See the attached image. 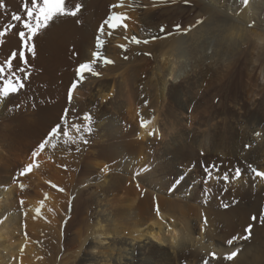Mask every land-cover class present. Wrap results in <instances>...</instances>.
Returning <instances> with one entry per match:
<instances>
[{"label": "bare ground", "instance_id": "1", "mask_svg": "<svg viewBox=\"0 0 264 264\" xmlns=\"http://www.w3.org/2000/svg\"><path fill=\"white\" fill-rule=\"evenodd\" d=\"M25 3L30 6V0H0V31L7 32L1 38V51L10 53L0 58L5 68L0 83L23 76L27 89L17 96L28 99L31 91L41 101L38 112L7 124L8 131L0 129V186L9 188L0 189L2 264H40L44 255L42 264H53L61 252L71 264H170L172 258L187 264L204 259L208 264H226L224 256L237 250L230 264H252L257 255L264 263L261 231L243 239L245 245L240 249L237 240L242 238L232 246L226 244L233 236L242 237L251 216L263 207V180L248 169L231 186L211 183L205 191L202 184L194 186L191 174L185 176L183 169L191 167L203 177L212 163L218 172L233 171L234 175L239 166L253 163L264 172V84L257 83L264 73V0H247V4L243 0H85V7L75 16L53 19L40 30L28 42L34 51L25 53L27 64L17 58L10 73L8 58L13 51L23 50L18 35L22 24L13 21L12 15L24 17ZM111 5L122 6L109 13ZM113 12L128 17L116 29L105 24ZM133 36L141 43L133 42ZM97 50L103 59L95 64L105 60L113 64L104 66V78L84 73L92 76L86 109L98 103L96 95L108 100L95 106L88 145L80 133L76 136L72 131L74 122H70L33 159L30 151L38 148L50 127L60 123L67 93L76 81L69 53H80L81 64L93 62L91 55ZM16 67L26 71L17 72ZM63 81L67 82L64 91ZM188 112L191 121L198 118L199 127L206 125L203 136L184 132ZM141 117L151 121L147 128H141ZM39 124L51 125L38 131V141L31 148H19L18 138ZM153 130L156 136L160 131V140L149 139L148 132ZM199 149L206 152V158L198 155ZM12 160L19 162L16 171L30 163L36 165L18 177L19 191L24 193L19 198L13 184L16 171L13 175L6 172ZM60 164L76 168L69 178V188L75 191L71 210L68 199L64 202L47 193L41 202L28 189L36 192L46 181L44 174L59 173ZM97 167L104 170L101 177L94 173ZM135 172L142 183L138 189L129 182L135 178L129 174ZM175 181L171 195L168 189ZM85 183L87 187L80 188ZM191 185L194 192L188 193ZM233 195V200L222 202ZM20 198H24V217L17 209ZM218 202L231 207L223 210ZM41 226H47L49 233L40 234ZM42 242L44 249L55 254L51 263L46 261L49 252L41 249Z\"/></svg>", "mask_w": 264, "mask_h": 264}, {"label": "rangeland", "instance_id": "2", "mask_svg": "<svg viewBox=\"0 0 264 264\" xmlns=\"http://www.w3.org/2000/svg\"><path fill=\"white\" fill-rule=\"evenodd\" d=\"M85 1V0H84ZM84 1L83 0H80V1H77V0H69V2H68V7H67V9L68 10H71V11H75V9H76V5H79L80 4V2H81V4H80V8H79V11L80 10H83V8L85 7V4L86 3H84ZM78 4H77V3ZM67 4V3H66ZM112 6V5H111ZM112 9H114L113 7H110V9H109V13H111V10ZM133 12V11H132ZM133 13H135V12H133ZM191 14H194V12H191ZM64 16H68V15H61V16H57V17H55L54 19H62ZM106 18V17H105ZM104 18V19H105ZM101 21H103V20H100V23H101ZM16 22V21H15ZM13 29H15V30H18V28H16V27H14ZM26 31V30H25ZM0 32H2V31H0ZM5 34L7 33V32H4ZM100 34L98 33V35H97V37H96V39H98V36H99ZM2 37H4V35L3 36H0V42H2L1 41V38ZM96 44H97V42H96ZM2 45L0 44V58H4V59H6L7 58V55L9 56L10 55V53H6V54H3V52L1 51V47ZM208 51H209V53H211L212 52V49H208ZM2 52V53H1ZM96 52V51H95ZM94 53V52H93ZM93 53H92V55H91V57L93 56ZM19 54V53H18ZM18 54H17V56H18ZM75 54H76V56H75ZM78 54H80V53H73L72 55L69 53V55H70V58H67L70 62H73L72 64V66L70 67V71L72 72V73H75L76 72V69L78 68V66H75L76 65V63L77 64H79L80 62H81V55H79L78 56ZM5 56V57H4ZM127 57V56H126ZM18 58V57H17ZM17 58L16 59H12V56H10V58H8V59H11L12 60V64H14V62H16V60H17ZM88 58V57H87ZM89 59V58H88ZM121 59H123V60H128L127 58H125V57H122ZM80 60V61H79ZM89 61V60H88ZM87 61V62H88ZM101 61V60H100ZM99 61V62H100ZM112 61V60H111ZM79 62V63H78ZM99 62H97L96 64L95 63H93L92 61H89V63H93V68H94V72H96V73H98V75H95L97 78H104V76H103V74L104 73H106V72H104V66L106 65H111V64H113V63H106L105 61H104V64H103V62L101 63V64H99ZM3 63V64H2ZM2 63H0L1 65H4V62H2ZM74 66V67H73ZM74 70V71H73ZM104 72V73H103ZM75 75H76V73H75ZM85 75V74H84ZM83 75V78L82 79H79L78 80V78H77V76H76V81H75V83L77 84V87L75 88V89H72L71 90V88H70V90H69V92L71 91V97L69 96V92L67 93V96H66V106L63 108V110H62V116H60V123L58 122V124H60L61 125V128L63 127V124H64V126H65V123L62 121V117H64L65 115H66V125H68L70 122H74V123H80V125H81V132L82 133H76L75 131H76V129H74V128H72V131L73 132H75V134H76V136H77V134H79L78 136L81 138V135L83 136V141L82 142H84V140L86 139L87 140V143H83V144H87L88 145V142H89V133H86L85 134V132H83V126L87 123L86 121H84L82 118H83V116H84V114L85 113H88V114H90L92 117V119L94 120V116H95V106L98 104V106L100 105H104V104H106L107 102H108V100H105V101H103V99L101 98V97H99V95H96V97L94 98V99H97V102L98 103H96V104H93V107L92 108H87L86 109V101L89 99V96H88V90H87V88H89L90 87V81L91 80H89L90 78L92 79V76L90 75H86L87 77H85ZM261 75H262V77H261ZM260 76H259V79L257 80V83L258 84H260V85H262V84H264V73H262ZM23 77V76H22ZM110 77V76H109ZM18 78H20V77H17V78H15V77H12L11 78V80H13V82H15V80L16 79H18ZM5 81V80H4ZM1 82V81H0ZM22 83H23V87L22 88H19L18 89V91L17 92H15V93H11V94H9L7 97H5V96H3L2 95V93H0V129L1 128H3V127H5V130L6 131H8V126H7V124H12V123H16V122H18L20 119H23L24 117H27V116H30L31 115V112H38L39 111V108H40V106H41V101H39V100H37V98L38 97H36V94H34V93H30L31 91H28L27 93H28V95H29V98L27 99V98H23L22 99V97H18L17 95H19L20 94V92L22 91V90H26L27 89V81H22ZM65 83H67V82H62V84H61V87H62V90L64 91V89L66 88V84ZM3 84V83H2ZM1 83H0V89H2L3 88V86H4V84L2 85ZM87 84V85H86ZM85 85V86H84ZM81 86L82 87H84V89L82 88V89H79V88H81ZM2 87V88H1ZM86 87V88H85ZM78 90V92L76 93V91ZM81 91V92H80ZM80 92V93H79ZM82 93V94H81ZM77 96H76V95ZM79 95V96H78ZM12 96H14V97H12ZM11 100V101H10ZM35 100H36V102H35ZM63 101H64V98H63ZM89 101V100H88ZM32 102H34V104H32ZM76 102H77V104H76ZM103 102V103H102ZM6 103V104H5ZM31 103V104H30ZM12 104V105H11ZM36 104V105H35ZM31 105V106H30ZM40 105V106H39ZM81 105V106H80ZM84 105V106H83ZM139 106H137V108H140V104H138ZM7 106V107H6ZM39 106V107H38ZM109 106H110V109H112V107H111V105L109 104ZM92 109V110H91ZM142 110V109H141ZM28 114V115H27ZM187 115V116H186ZM185 116V118H184V121L183 122H185L184 124H186L187 125V127H186V125H185V128H184V132L186 133V134H191V136L192 135H195L196 134V136H203V134H205L206 133V129H207V127H206V125H202V126H204V127H199V125L197 124V120H198V118H195V120L193 121H191V119L192 118H190L191 116H192V113L190 114V112H188L187 114H185L184 115ZM58 117V116H57ZM70 117V118H69ZM78 118H79V120H78ZM108 118V117H107ZM92 120V121H93ZM80 121V122H79ZM11 122V123H10ZM86 122V123H85ZM124 122V121H123ZM191 122V123H190ZM71 123V124H72ZM189 123V124H188ZM195 123V124H194ZM6 126H5V125ZM133 125H135L136 123L135 122H133L132 123ZM3 125V126H2ZM51 124H49L47 127H45V126H43L42 127V125L41 124H39V125H33V126H31V130L30 131H28V132H26V133H24V135L23 136H21V137H19L18 138V145H19V148H22V150H24V149H26V148H31L32 147V145H34L37 141H38V135H37V133H38V131L40 132V131H42V129H43V131H46V129H48V127L50 126ZM57 124H54V126H56ZM195 125H197V128H196V126ZM38 126H40L39 127V129H38ZM53 127V126H52ZM52 127H50V129L49 130H51V128ZM38 129V130H37ZM74 129V130H73ZM48 130V132H46V135H45V137L42 139L43 141L45 140V138L47 137V135H48V133L50 132ZM94 130V129H93ZM93 130L91 131V132H93ZM199 131V132H198ZM150 132V131H149ZM202 134H201V133ZM92 133H90V135H91ZM160 131L158 130V133H157V136L154 134V135H152V136H149V139L151 140V139H157V140H160L161 139V136H160ZM37 135V136H36ZM85 135V136H84ZM159 135V136H158ZM156 136V137H155ZM78 137V139H80ZM85 138V139H84ZM202 138V137H201ZM148 139V140H149ZM165 139V138H164ZM168 139H170L169 137H168ZM167 138H166V140H168ZM81 140V139H80ZM6 146V145H5ZM37 148V147H36ZM35 148V149H36ZM34 149V150H35ZM32 151H33V149L30 151V155L32 154ZM8 153V152H7ZM9 154V153H8ZM206 152L204 151L203 152V150H200L199 149V151H198V155L201 157V158H203V157H207L206 155ZM12 156V155H11ZM34 159V158H33ZM18 164H19V162L18 161H13L12 160V162L10 163V166H8L7 167V171L6 172H8L9 171V173L11 172V174L13 175V173L16 171L15 169H17V166H18ZM24 164V163H23ZM22 164V165H23ZM24 165H26V164H24ZM246 165V164H245ZM249 165H251V167L252 168H255V165H253V163H249ZM249 165H247L248 167H242V166H239V168L238 169H240V172H241V175H240V177L238 178V179H233L232 177L234 176L233 175V171H227V172H223V171H219L218 172V167L217 166H215L214 164H212V163H210V166L209 167H207L208 168V170H211V168H212V172H211V174L213 175V176H211L210 178L208 177V173H206L203 177H198V175L196 174V172L194 171L193 172V170H192V168L191 167H188L187 169H186V167H184L183 169H184V175L186 176V175H188V174H191V176H192V179H193V185L195 186V184L196 183H199L200 185L202 184V186H201V188H202V190H205V191H207L208 189V186L212 183H216V184H219V183H222V182H224L225 184H227V185H230L231 186V183H232V181L233 180H239V179H241V177L243 176V174H244V172H245V170H248L251 174H253V176L255 177V178H257V179H261L260 177H258V176H256L255 175V173L249 168ZM13 166V167H12ZM62 166V167H61ZM212 166H215V167H212ZM22 168H23V166H21ZM69 167V168H68ZM22 168H20V169H18L17 171H16V174H15V176H14V179H15V181L13 182V184H14V187H15V185H16V197L17 198H19L20 196H23L24 195V193H21V191H19L20 190V186H18V184H20L19 182H18V177H19V170H21ZM210 168V169H209ZM215 168V169H214ZM56 169H58V171H59V173H57L56 174V172L55 173H53V174H50V173H46V174H44V178L46 179V181L44 182V184L43 185H41V186H39V187H37L36 188V192H34V191H32V187H29L28 189H29V191H31L32 192V194H34V195H36V193H37V195H36V197L41 201V202H43V200L45 199V198H47V195L48 194H52L53 195V197H55L56 199H58V200H63L64 202H66L67 201V199H68V201H67V205H68V208H69V210H71V208H73L74 207V198H75V191H72V190H70V180L71 179H69V178H71V174L74 172H76V168L75 167H73V166H70L69 164H60V165H58V167L56 168ZM97 169V171L95 172V170ZM95 170H94V173L95 174H97V172L99 173V174H97V177H101L102 176V174H103V172H104V170L102 169H100L99 170V168L97 167ZM260 169V170H259ZM257 171H260V172H263L262 170H261V168H259L258 167V169H256ZM101 171V172H100ZM192 171V172H191ZM221 173H225V174H228L229 175V179L227 180V181H225L224 179H223V176L224 175H222ZM5 175H6V173H5ZM51 175V176H50ZM100 175V176H99ZM130 176V178H131V176L132 175H134L133 176V178L134 179H131V180H129V182H133L132 184H134L135 186H136V188L138 189V188H140V186H142L141 184L142 183H140V181H139V174H137L136 172L135 173H133V174H129ZM207 176V177H206ZM169 177V179L171 178L170 176H168ZM205 177V178H204ZM217 177H219V178H217ZM59 178H60V180H59ZM137 179V180H136ZM136 180V181H135ZM263 180V182H264V179H262ZM69 181V182H68ZM98 181H99V179H98ZM17 182V183H16ZM137 182V183H136ZM67 183V184H66ZM195 183V184H194ZM175 184H176V181L174 182V184L168 189V193L169 194H174V190L175 189H173L174 187H175ZM31 186V185H30ZM45 186V187H44ZM229 186V188H227V190L229 189V190H231V187ZM83 187H87V183H85V184H82V185H80V188H83ZM263 187H264V185H263ZM144 188H146L147 189V187H144ZM0 189L1 190H9V188H8V186L7 187H2V186H0ZM60 189H63V191H60ZM94 189H98L96 186H94ZM188 193H191V192H194L193 191V186L191 185L190 187H189V189H187L186 190ZM39 192V193H38ZM67 194H66V193ZM68 192H71L70 193V195H68ZM167 192V191H166ZM187 192H185V193H187ZM48 193V194H47ZM59 193V194H58ZM62 193V194H61ZM156 193H158L159 194V190H156ZM121 194H124L123 192L121 193ZM62 196H64V198L62 197ZM70 196V197H69ZM112 197H114L115 198V200H116V196H114V195H111ZM120 196V195H119ZM189 196V195H188ZM31 197H33V195H31ZM30 197V198H31ZM69 197V198H68ZM233 197V198H232ZM234 195L233 196H231V198L229 199V200H223L222 202L224 203V201H230V200H233L234 199ZM264 197V196H263ZM60 198V199H59ZM62 198V199H61ZM237 199H238V201L236 202V203H239V200H240V197H237ZM20 201V202H19ZM21 201H23L24 202V198H20V199H18V211H19V213H21L20 214V216L21 217H24V209L22 208V205H23V203H21ZM222 202H218V204H217V206L218 207H220L221 206V208L223 209V210H227V209H229V207H231V205L230 204H228V203H226V204H222ZM221 203V204H220ZM263 203H264V199H263ZM225 205H227V207H225ZM96 207L94 206L93 207V209H95ZM263 216H262V215ZM256 216L257 217V219L255 220V221H253L251 218H252V216ZM251 216V218H250V222H251V225H252V228H251V235H250V237L249 238H251V237H254V235L257 233V231H261L260 233L258 232V234L260 235L259 237H261V239L262 238H264V230H262L263 228H264V205H263V207H261V209L259 210V212H255L253 215ZM260 217H261V219H260ZM67 218L68 217H66L65 219L67 220ZM206 218V216H204L203 217V220ZM1 219H4L5 220V218H1ZM66 220H64L63 222H62V225H64L65 226V222H66ZM261 221V222H260ZM24 221H22L21 222V226H22V228H24L25 227V223H23ZM48 223H50V221L48 222ZM89 223H93V219H90V221H89ZM114 224H118V223H116V221L114 222ZM260 225V226H259ZM261 226H262V228H261ZM47 228V226L46 227H40V231H42V232H40V234L42 233L43 235L44 234H46V233H49L48 232V230L46 229ZM45 229V230H44ZM22 232V231H21ZM25 231H23L22 233H24ZM26 233L28 234V236H30V233L28 232V231H26ZM245 235V233L242 235V237ZM256 236H257V234H256ZM31 237V240L33 239V241L34 242H37L38 243V241H39V239H36L35 237H32V236H30ZM258 238V237H257ZM256 238V239H257ZM38 240V241H37ZM42 241V240H41ZM238 242L237 243H239L238 244V249H240L241 247H243L244 245H245V242H243V239H240V240H237ZM259 241V240H258ZM263 241H264V239H263ZM42 247L43 248H41L42 250H46L47 252H49V250H47V249H44V248H46V245L44 244V242H42ZM63 251H64V248H63ZM66 252V251H65ZM63 253L64 252H61L58 256H57V258H55V260H54V262H53V264H71L70 262H68L67 261V259H65V258H63ZM3 255H2V257H4V258H6L5 257V255H6V252L5 251H3V253H2ZM52 255L51 257L49 256V255ZM49 255H48V257L50 258V259H47L46 261H48V262H50L51 263V261L54 259V253H53V251L51 252H49ZM45 258H47L46 257V255H44V256H42V258L40 259V260H38V261H40L39 263L40 264H42V263H44V261H45ZM64 259H65V261H64ZM1 260L2 259H0V264H2V262H1ZM233 260H234V258L232 259V260H226V264H230V262H233ZM205 261H207L208 262V260L207 259H204L203 261H201L200 263H198V264H204V262ZM261 261H263L262 259H260V255H257L255 258H253V262H252V264H264L263 262H261ZM64 262V263H63ZM5 264H7L6 263V261L4 262ZM170 264H187V262L186 261H184V260H175V259H171V262H170Z\"/></svg>", "mask_w": 264, "mask_h": 264}, {"label": "snow or ice", "instance_id": "3", "mask_svg": "<svg viewBox=\"0 0 264 264\" xmlns=\"http://www.w3.org/2000/svg\"><path fill=\"white\" fill-rule=\"evenodd\" d=\"M245 4H247V0H243ZM66 0H30V6L28 3H25L23 5V11L26 14L24 17H22L20 14H13L12 20L16 22H21L22 29L19 31V39L22 42L23 50L19 52L18 58L22 62L23 65L27 64V58L25 53L26 52H32L34 51V47L29 45V41L32 40L34 36H36L40 30L45 29L49 22L52 21L55 17L61 16V15H73L75 16L76 13L79 11L80 5H76L75 11H71L66 9L65 7ZM122 5H112L111 7H121ZM128 19V17L121 13L113 12L111 15L108 16L107 20L105 21V24L109 25L112 29H116L118 26H121L122 22L124 20ZM199 23V22H198ZM16 25L14 24L13 27ZM124 28H127L126 24L122 25ZM179 28V26H177ZM26 30V31H25ZM101 33H103V28L100 29ZM5 35L4 32H0V36ZM132 41L139 44L141 41L137 39L135 36L132 37ZM144 43H148L147 40L143 41ZM101 42L97 40V47H100ZM17 58V53L15 51L12 52V59ZM93 63L96 61H99L100 59H103L102 53L97 50L93 53ZM106 63H113L111 60H105ZM93 63H81L79 64L78 68L76 69V76L79 79L83 78V75L85 72L91 73L94 75H98V73L94 72ZM7 68L8 71L11 73L13 72V64L12 60H8L7 62ZM15 71L17 72H24L26 69L24 67H16ZM5 72L4 66H0V75H3ZM22 77L19 79H16L15 82L13 80L8 79L4 81V86L2 89H0V93H2L3 96L7 97L11 93H15L18 91L19 88L23 87L22 83ZM77 87L76 83H73L71 85L72 89H75ZM69 96L71 97V91L69 92ZM79 119V118H78ZM84 121L87 123L83 126V132L91 133L92 127L91 122L92 118L91 115L88 113H85L83 118ZM62 121L66 125V115L62 117ZM150 120H145L143 117H141L140 120V126L141 128H147L148 124H150ZM72 128L76 129L77 133H81V125L79 123H73ZM62 131L61 125L57 124L56 126L52 127L50 132L48 133L47 137L44 141H42L36 150L32 152V157L36 158L39 155V152L44 150L49 138L55 137L59 134V132ZM155 134V130L148 132L149 136H152ZM69 133L66 130H63V136L68 137ZM81 139H83V136H81ZM84 143H87V140H84ZM36 165L34 163H30L27 166H25L23 169L20 170L19 176H25L28 173H30L33 168ZM214 167V166H213ZM249 168L255 173L256 176L260 177L261 179H264V172L257 171L255 168H252L251 165H249ZM206 172L208 173L209 178L211 177V172L208 171L206 168ZM241 175L240 169L235 170V174L232 177L233 179H238ZM219 178V177H217ZM223 179L227 181L229 179V175L225 174L223 176ZM21 188H23V185H21ZM60 191H63V189H60ZM23 203V201H21ZM227 207V205H225ZM37 212H39V209H37ZM253 221L257 219V217L254 215L251 218ZM207 221L205 220V223ZM251 228L252 225L249 224L245 229V235L243 237H237L233 236L232 238L228 239L226 241V244L228 246H232L233 242L238 239H248L251 235ZM238 254L237 251H233L230 254H226L224 256L225 260H232L234 257H236ZM212 257L216 258V254L212 253ZM204 264H208L207 261L204 262Z\"/></svg>", "mask_w": 264, "mask_h": 264}]
</instances>
